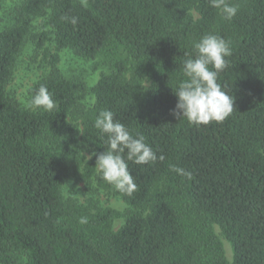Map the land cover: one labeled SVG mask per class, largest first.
<instances>
[{
    "label": "trees",
    "instance_id": "1",
    "mask_svg": "<svg viewBox=\"0 0 264 264\" xmlns=\"http://www.w3.org/2000/svg\"><path fill=\"white\" fill-rule=\"evenodd\" d=\"M226 2L238 8L231 20L209 0H20L19 21L0 31L2 264H264V0ZM40 17L57 52L31 94L45 86L57 105L51 112L8 92L28 22ZM209 34L230 42L217 82L234 110L195 126L171 114L174 91L185 79L183 60ZM62 49L107 57L109 71L90 88L59 69ZM87 93L95 102L80 109ZM101 110L144 135L157 155L146 165L127 161L137 184L131 196L101 178L95 156L87 159L107 148L93 127ZM71 178H96L131 207L120 228L113 210L67 202L62 187Z\"/></svg>",
    "mask_w": 264,
    "mask_h": 264
},
{
    "label": "clouds",
    "instance_id": "2",
    "mask_svg": "<svg viewBox=\"0 0 264 264\" xmlns=\"http://www.w3.org/2000/svg\"><path fill=\"white\" fill-rule=\"evenodd\" d=\"M209 2L211 7L222 11L226 20H231L237 14L238 8L226 0ZM71 22L75 24L76 19L73 18ZM194 49L195 55L183 60L185 79L174 91L177 103L171 114L177 120L185 118L189 124L195 126L208 125L213 121L221 123L234 110V99L217 82L219 74L228 66L226 58L232 54L230 42L209 34L196 42ZM27 107L51 112L57 105L51 93L41 85ZM93 127L99 131L101 137L107 136V148L102 153L92 152L87 159L95 156V168L101 178L117 191L131 196L137 190V184L128 170L127 161L146 165L157 160L156 153L145 142L144 135L137 133L133 136L124 124L114 120V114L110 110H101ZM125 152L126 159L122 155ZM173 170L185 174L183 169ZM80 222L87 223V220L82 218Z\"/></svg>",
    "mask_w": 264,
    "mask_h": 264
},
{
    "label": "rangeland",
    "instance_id": "3",
    "mask_svg": "<svg viewBox=\"0 0 264 264\" xmlns=\"http://www.w3.org/2000/svg\"><path fill=\"white\" fill-rule=\"evenodd\" d=\"M19 2L20 0H2L0 31L19 21L15 9ZM193 14L196 17L199 16L195 10H193ZM28 25L30 34L19 55L13 80L8 87L9 94L26 108H28V102L32 98L31 90L34 84L51 68L48 62L50 54L57 52L52 29L46 25L45 18L30 19ZM45 34L47 37L41 43V38ZM58 52L60 55L59 69L67 75L82 77L90 88L97 83L102 74L109 71V59L107 57L84 58L72 49H62ZM148 85L149 81H145V86ZM94 102V95L87 93L79 108L88 109ZM62 192L67 202L81 204L92 213L107 209L113 210L115 212L113 220L115 230L120 228L126 219V215L131 211V207L114 191L100 187L96 178L90 181L71 178L63 184ZM214 229L224 244L227 259L233 262V251L230 243L223 236L218 225H215ZM0 264L2 263L0 262Z\"/></svg>",
    "mask_w": 264,
    "mask_h": 264
}]
</instances>
